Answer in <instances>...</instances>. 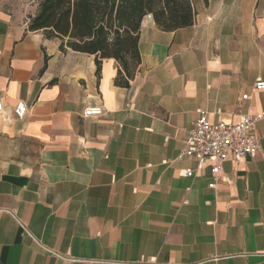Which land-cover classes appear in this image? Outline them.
Listing matches in <instances>:
<instances>
[{
  "label": "crops",
  "instance_id": "crops-1",
  "mask_svg": "<svg viewBox=\"0 0 264 264\" xmlns=\"http://www.w3.org/2000/svg\"><path fill=\"white\" fill-rule=\"evenodd\" d=\"M39 1L0 0V264H264V119L215 188L179 157L198 110L264 113V0H190L171 32L145 16L130 79L29 31Z\"/></svg>",
  "mask_w": 264,
  "mask_h": 264
},
{
  "label": "trees",
  "instance_id": "trees-1",
  "mask_svg": "<svg viewBox=\"0 0 264 264\" xmlns=\"http://www.w3.org/2000/svg\"><path fill=\"white\" fill-rule=\"evenodd\" d=\"M148 15L166 32L191 26L194 19L190 0H40L28 29L59 39L60 50L93 55L97 71L103 59H113L121 68L118 77L123 71L130 79L140 63L139 32Z\"/></svg>",
  "mask_w": 264,
  "mask_h": 264
},
{
  "label": "built area",
  "instance_id": "built-area-1",
  "mask_svg": "<svg viewBox=\"0 0 264 264\" xmlns=\"http://www.w3.org/2000/svg\"><path fill=\"white\" fill-rule=\"evenodd\" d=\"M256 91H264V80L257 79L253 84ZM248 95L241 96V101L248 100ZM237 108L241 111L242 104ZM3 100L0 94V114L3 112ZM28 107L22 101L17 102L13 114L22 119ZM102 114L100 106H87L83 110V117H97ZM264 119V113L251 114L248 111L240 112L236 122L230 120H217L211 122L203 110L197 111V118L193 121L185 140V146L179 157L192 158L196 162V169L201 170L209 166L211 182L208 188H215L218 182H228L220 175L222 164L230 160L239 162L245 158H253L259 151L256 135L258 122ZM181 176H192V170L181 171Z\"/></svg>",
  "mask_w": 264,
  "mask_h": 264
}]
</instances>
